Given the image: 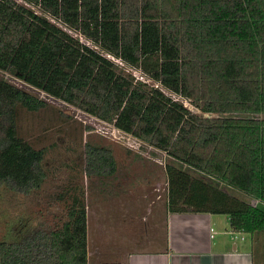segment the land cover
Wrapping results in <instances>:
<instances>
[{
    "label": "trees",
    "instance_id": "trees-1",
    "mask_svg": "<svg viewBox=\"0 0 264 264\" xmlns=\"http://www.w3.org/2000/svg\"><path fill=\"white\" fill-rule=\"evenodd\" d=\"M0 72L26 85L0 76V188L47 179L45 150L18 127L21 109L48 107L31 91L44 92L163 152L169 213L226 216L264 240V0H0ZM85 154L87 174L116 172L109 148ZM85 222L75 197L61 226L0 242V264H89Z\"/></svg>",
    "mask_w": 264,
    "mask_h": 264
},
{
    "label": "rangeland",
    "instance_id": "rangeland-1",
    "mask_svg": "<svg viewBox=\"0 0 264 264\" xmlns=\"http://www.w3.org/2000/svg\"><path fill=\"white\" fill-rule=\"evenodd\" d=\"M26 6L63 27L38 9ZM75 36L87 43L79 35ZM111 60L136 81L160 89L192 113L203 115L189 101L164 89L140 70L118 59ZM0 76L12 84L26 87L9 74L0 72ZM31 92L41 95L48 107L37 112L21 109L19 134L35 149L45 150L43 170L47 179L38 191L28 194L0 188V242L10 241L12 236L20 238L42 227L61 226L76 197L86 206L89 264H126L129 251L138 250L137 246L145 244L146 238L157 236L155 229H151L150 235L146 234L148 225L153 223L147 215L151 204H160L166 209L167 156L159 150H150L147 143L138 149L128 141L132 136L114 134L110 124L56 99V95ZM87 143L112 151L117 163L113 175L100 177L85 172ZM259 240L255 245L256 263L264 264V240L262 237Z\"/></svg>",
    "mask_w": 264,
    "mask_h": 264
},
{
    "label": "crops",
    "instance_id": "crops-1",
    "mask_svg": "<svg viewBox=\"0 0 264 264\" xmlns=\"http://www.w3.org/2000/svg\"><path fill=\"white\" fill-rule=\"evenodd\" d=\"M148 212L153 223L146 234L155 229L157 236L129 251L126 264H257L254 238L237 233L234 239L226 216L169 213L156 203Z\"/></svg>",
    "mask_w": 264,
    "mask_h": 264
},
{
    "label": "built area",
    "instance_id": "built-area-1",
    "mask_svg": "<svg viewBox=\"0 0 264 264\" xmlns=\"http://www.w3.org/2000/svg\"><path fill=\"white\" fill-rule=\"evenodd\" d=\"M40 97H41V95H40ZM109 127L112 128V132H113L114 134H118V135L121 134V135H125L126 137H131V135L125 134L124 132L118 130V129H117L115 126H113V125H109ZM131 138H132V139H130V138L128 139L129 143H130V144L133 143V145L136 146L138 149H141L142 145L145 144V143H143V142L137 140V139L134 138V137H131ZM148 147H149L150 150H157V149H155V148H153V147H151V146H148ZM157 151H158V150H157ZM212 232H213V230H212ZM235 235H238V234H237V233H233V237H234V239L237 238V236H235Z\"/></svg>",
    "mask_w": 264,
    "mask_h": 264
}]
</instances>
